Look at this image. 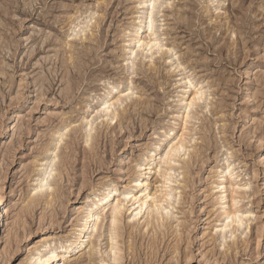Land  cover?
Masks as SVG:
<instances>
[{
  "label": "rangeland",
  "instance_id": "rangeland-1",
  "mask_svg": "<svg viewBox=\"0 0 264 264\" xmlns=\"http://www.w3.org/2000/svg\"><path fill=\"white\" fill-rule=\"evenodd\" d=\"M154 6L157 44L144 50L134 34L149 38L151 0H0V264H30L42 240L72 234L105 183L96 250L68 264H112L107 211L118 197L120 264H264V0ZM186 126L164 182L166 150ZM138 177L142 192L172 195L161 228L125 200ZM232 186L245 219L222 239Z\"/></svg>",
  "mask_w": 264,
  "mask_h": 264
},
{
  "label": "bare ground",
  "instance_id": "bare-ground-1",
  "mask_svg": "<svg viewBox=\"0 0 264 264\" xmlns=\"http://www.w3.org/2000/svg\"><path fill=\"white\" fill-rule=\"evenodd\" d=\"M156 3V0H151V9L147 12V17L149 18L147 31L146 33H149V38H145V27L139 28L138 31L134 34V41L137 42V48H142L144 50L148 49L151 50L156 44H157V34L153 31L154 27V10ZM150 30V31H149ZM154 35L152 38L151 36ZM133 53L134 50H132ZM73 58V57H72ZM45 95V93H44ZM203 93L202 92H196L192 95V97H189L186 104V109L188 110V114L185 116V125L188 123L189 119V111L193 108V106L202 99ZM40 100V97H39ZM124 99L123 97L119 96L115 98L113 101L112 99L104 98L100 103V111L104 112L105 114H108L109 109L112 106H115L116 104L123 103ZM18 114V113H17ZM15 114V116H19ZM118 113H114L112 115V118L118 117ZM186 130L187 126L181 133L180 139L174 143L172 146H170L166 150L165 158L163 160V164H166L167 168L164 169V175L163 180L164 182H167L169 178L167 176H170L171 171L173 170V166L171 162L173 161V157H175L181 149L185 148L186 146ZM156 150H159L161 145H156ZM150 163L145 164V170L150 169ZM54 169L51 167L47 168L41 175L38 185H37V191L39 192L43 188L49 185V179L52 176V172ZM147 173V172H146ZM135 187L136 192H134L130 200L125 199L127 202H132V205H135L134 208V214L133 217L137 218L140 217L143 213L147 214L149 216L148 224L152 223L154 226L162 227L163 223L161 220V212L163 210H166L168 206L172 204L171 198L172 195L169 191L165 190L163 193L160 192V189L157 187V189L152 192H142L144 188L148 186L147 180H141L139 177L135 181ZM110 190H112V186L110 183H105L102 185V187L99 189V191L95 192V200L94 203L91 205H88L87 208L82 209L80 211V215L77 216L75 219H73L72 223L77 220V222L74 224L75 228L72 234L58 239V238H48L42 240L34 249V253L29 256V263L30 264H68L70 259H72L77 253L84 250L86 247L89 246L88 255L91 258L96 250V239H99L101 237L100 229L102 227V224L104 222V214L106 210L109 207L108 202V195L110 193ZM231 202H232V208L229 210L224 211L223 217V230L221 233V238L224 239L226 235L225 229L229 227L233 223H238L239 225H242L245 219V213L241 211L240 209L234 208L233 206L235 204H238L239 202V192L237 189H235L233 186L231 187ZM128 197V195H127ZM223 199V197H222ZM122 203L123 199L116 198L115 204L109 208L107 211L109 216V236H110V252L112 253L111 259L112 264H120L121 259H123L122 254V248L120 247V243L117 240L120 237V223L123 219V212H122ZM4 199L2 196H0V206L3 207V209L0 210V220H4L9 215V210L4 205ZM220 204H224L221 202ZM104 214H103V213ZM157 228V227H156ZM239 229V228H238ZM155 232V231H154ZM232 233V231H229ZM156 233V232H155ZM158 233V231H157ZM91 234V235H90ZM94 236V238L92 237ZM260 243L258 242L257 245ZM131 246V245H130ZM131 248V247H130Z\"/></svg>",
  "mask_w": 264,
  "mask_h": 264
}]
</instances>
